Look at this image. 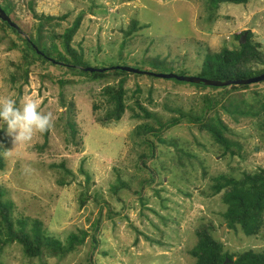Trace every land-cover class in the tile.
<instances>
[{"label": "rangeland", "instance_id": "374dc122", "mask_svg": "<svg viewBox=\"0 0 264 264\" xmlns=\"http://www.w3.org/2000/svg\"><path fill=\"white\" fill-rule=\"evenodd\" d=\"M12 1L15 15L32 24L33 14L27 7L30 0ZM36 11L70 13L61 21L62 27L85 13L73 43L84 51V63L90 67L127 65L155 73L199 76L208 52L237 44L233 34L249 29L253 40L261 43L263 62H253L248 68H264V0L223 3L216 12L210 11L206 0H37ZM132 19L148 26L123 45L126 38L121 29L128 28ZM3 36L0 28V111L15 118L6 134L5 167L0 169L4 198L13 201L17 218L40 220L43 229L63 243L72 233L86 232L87 236L62 259L53 255L29 259L14 243L4 249L0 264H195L191 250L201 229H208L229 253L264 249V226L253 236L240 228H228L221 215L225 210L221 193L211 195L215 176L240 177L264 168V128L257 124L258 119L242 118L236 123L220 111L230 129L225 135L240 146L236 155L224 154L210 134L184 119L163 130L164 142L148 135L155 144L152 156L137 135L145 119L133 118L128 110L117 122L98 121L105 107L94 110L93 106L104 101L102 88L116 83L120 76L85 80L57 64L32 67L15 112L18 93L9 72L13 68L10 62L20 53L9 50L8 38ZM156 57L169 64H153L151 59ZM67 78L76 82L62 87L57 81ZM137 85L143 103L163 123L180 116L172 109L200 114L202 95L219 92L175 78L130 73L125 86L132 105ZM250 90L263 96L264 83L251 84ZM250 90L245 91L248 97H252ZM62 93L66 102L75 104L77 146L66 140L60 118L65 111ZM248 103L258 104L252 98ZM42 120L50 127L48 147L43 151L36 147L44 142ZM143 153L146 156L141 158ZM63 161L71 174L66 176V184L60 185L57 180L65 175L57 164ZM82 193L88 196L85 206H81ZM95 235L97 242L93 241Z\"/></svg>", "mask_w": 264, "mask_h": 264}, {"label": "trees", "instance_id": "16d2710c", "mask_svg": "<svg viewBox=\"0 0 264 264\" xmlns=\"http://www.w3.org/2000/svg\"><path fill=\"white\" fill-rule=\"evenodd\" d=\"M206 1L210 11L216 12L223 3L247 4L250 0ZM36 3L37 0H30V3L27 4L28 10L32 11L33 14V22L29 24L22 22L15 15L16 4L14 1L0 0V6L27 33V37H24L0 18V28L4 33L2 38H8V49L17 50L20 53L16 61L10 62L13 68L9 72V80L18 93L13 105L15 112L22 98L24 87L30 82L32 67L34 65L43 67L48 64H57L61 68H67L69 72L84 76L85 80L98 81L111 76H120L121 78L116 83H108L102 88L100 94L104 97V101L99 104L95 103L93 106L94 110L105 107V113L99 117L98 121L102 124L117 122L128 110L131 111L133 118L145 119V122L139 124L137 135L146 142L152 156L155 153V144L148 138V135L156 136L159 141L164 142L161 136L163 130L180 124L184 119L195 124L199 130L210 134L214 141L224 149L223 153H230L231 155H236L240 146L225 135L230 129L220 111L227 113L236 123H240L242 118L258 119L257 124L264 128V95L262 96L258 91H251V84L230 85L228 87L195 84L196 88H211L219 92L215 95L208 93L202 95V104L204 105H202L200 114L187 115L179 109H172V111L179 112L180 116L163 123L141 100L142 89L139 85L132 95L135 96L134 104L128 102L130 96L125 85L130 72L115 67H108L104 72H88L76 67H89V64L84 63L86 59L84 51L77 49L73 43L74 37L81 27L84 12H80L69 26L62 27L61 21L67 20L70 13L63 15L38 13ZM146 26L148 24L141 25L137 19H132L128 28L121 29L126 38L123 45L129 44L128 42L136 37L137 32ZM244 34H246L245 41L241 42ZM253 37L252 31L249 29L235 32L233 40L238 43L231 45V47L226 44L216 52H208L202 59V66L198 72L199 76L208 79L227 80L244 79L263 73L264 68L256 71L248 68V65L253 62H263L260 50L261 43L254 41ZM37 50L44 54L38 53ZM158 58L151 59V62L157 65L169 64L167 59L164 62L162 59L158 61ZM94 68L98 67L95 66ZM45 75L47 76L45 73L42 77ZM57 81L62 87L66 83L76 82L75 79L70 78L58 79ZM258 83H264V81ZM247 90L251 91L252 97H248L245 92ZM61 95V105L65 107V111L61 113L62 117L60 118L64 120L66 140L77 146L80 141H76L78 129L74 120L75 104L70 100L66 102L64 94ZM249 98L256 99L258 104L250 105L248 103ZM148 101L149 104L152 103L151 96ZM13 121L15 118L11 116V113L6 115L0 111V122L2 123L0 128V169L5 167L4 154L9 147L6 134L10 122ZM41 123L44 142L36 147L43 151L44 148L48 147L50 127L46 120H42ZM154 124L159 126L156 128ZM141 155V158L146 156L145 153ZM57 165L64 170L65 175L59 178L57 183L65 185L66 176L70 175L71 171L65 161ZM54 166L56 165H52V167ZM214 181L211 185V195L221 193L222 202L225 205V210L221 215L227 227L234 230L240 228L247 236L258 235L264 226V168H258L254 172H244L240 177L221 173L214 177ZM119 184L125 187L124 183L120 182ZM118 188L119 185L114 187V190L117 191ZM80 201L81 206H85L88 202L87 194L82 193ZM95 225L98 229L99 221ZM86 236V232L82 234L72 233L68 236L67 242L63 243L60 239L50 236L43 229L40 220H30L29 217L17 218L14 215L13 201L5 199L4 191L0 188V256L8 245L18 243L24 255L29 259L42 258L46 255H53L62 259L74 251L78 245L83 244ZM197 236V243L191 250V254L196 258L195 264H264V249L260 251L247 249L242 252L229 253L224 250L222 241L215 238L208 229L198 230ZM93 241L97 242L96 235L93 236Z\"/></svg>", "mask_w": 264, "mask_h": 264}, {"label": "water", "instance_id": "95a60500", "mask_svg": "<svg viewBox=\"0 0 264 264\" xmlns=\"http://www.w3.org/2000/svg\"><path fill=\"white\" fill-rule=\"evenodd\" d=\"M0 18L3 21L9 23L12 27H14L21 35H23L24 37H27V33L24 30H22L16 22H14L11 19V17L5 12V10L1 6H0ZM245 37H246V34L242 36L241 42L245 41ZM37 52L44 54L43 52L39 50H37ZM55 62L65 65L64 63L59 62V61H55ZM76 67L79 69H84L85 71H88V72H94V71L104 72L106 70V68H94L90 66L89 67L76 66ZM115 68L122 70V71L130 72V73H136V74L144 73V74L154 75L156 77L165 78V79L175 78L181 82H189V83H194V84H205L206 86H214V87H228L230 85H239V84L247 85V84H254V83L264 81V72L259 75H255L253 77L244 78V79L218 80V79H208V78L196 76V75H180V74H176L173 72L155 73V72L143 71V70H140L139 68H135V67L127 66V65H123V66L119 65V66H115Z\"/></svg>", "mask_w": 264, "mask_h": 264}]
</instances>
